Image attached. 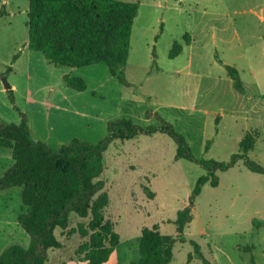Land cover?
<instances>
[{"label":"rangeland","instance_id":"rangeland-1","mask_svg":"<svg viewBox=\"0 0 264 264\" xmlns=\"http://www.w3.org/2000/svg\"><path fill=\"white\" fill-rule=\"evenodd\" d=\"M126 1L138 4L122 67L131 87L103 63L49 65L27 46V1L0 0V123L18 124L21 112L31 137L55 153L72 139L102 141L115 119L142 127L164 121L182 135L196 161L218 162L240 153L241 139L255 131L246 157L264 169V0ZM174 43L182 50L170 57ZM227 66L237 71L243 93L234 89ZM66 75L81 79L86 89L67 87ZM2 78L11 86L13 104ZM175 152L173 141L157 133L114 141L104 153L98 179L109 201L104 221L119 236L104 264L137 262L143 228L157 225L161 234L176 236V213L205 171L195 162L174 160ZM12 163L11 151L0 147V177ZM217 176L218 185L205 184L196 198L185 241L174 244L170 264H203L190 241L208 264H264V175L239 161ZM22 212L20 188L0 192V253L28 245L16 221ZM253 220L261 225L254 228ZM87 222L71 215L65 230H55L62 247L48 251L47 264H82L76 250L87 238L76 230Z\"/></svg>","mask_w":264,"mask_h":264},{"label":"trees","instance_id":"trees-1","mask_svg":"<svg viewBox=\"0 0 264 264\" xmlns=\"http://www.w3.org/2000/svg\"><path fill=\"white\" fill-rule=\"evenodd\" d=\"M26 1L27 46L31 51L40 53L54 67L82 68L103 63L111 76L123 86L131 87L122 67L129 55L133 21L138 11L136 2ZM181 50V45L174 43L169 56L175 57ZM17 57L14 56L13 61ZM226 71L234 89L241 93L237 71L228 66ZM63 81L74 91L86 89L81 79L66 75ZM5 92L13 104V91ZM18 114V124L0 123V147L11 151L13 161L0 177V192L20 188L24 212L17 216L16 221L27 234L29 243L26 247L12 245L6 248L0 253V264H47L48 251L62 247L54 232L56 229L65 230L71 215L88 219L86 225L79 224L76 230L80 237L87 238L76 250L80 262L104 264L108 261L119 244V236L111 223L104 221V210L109 201L101 192L103 186L98 179L103 172L104 153L115 140L128 141L155 133L166 135L176 146L174 160L195 162L205 171L197 179L187 206L176 213V236L162 235L157 225L143 228L138 243L139 258L132 264H169L172 261L174 244L185 241L184 229L192 221L195 199L205 184L211 187L218 185V173L228 171L241 161L247 170L264 175V169L246 157L257 139L255 131L244 135L239 142L240 153L232 155L228 162L196 161L182 135L164 121L157 126L142 127L127 118L108 122V136L96 144L72 139L53 153L45 143L31 137L27 118L19 111ZM149 196L153 197V193L150 192ZM252 224L254 228L261 225L255 220ZM190 244L203 264H208L200 254L199 245L194 241Z\"/></svg>","mask_w":264,"mask_h":264},{"label":"crops","instance_id":"crops-1","mask_svg":"<svg viewBox=\"0 0 264 264\" xmlns=\"http://www.w3.org/2000/svg\"><path fill=\"white\" fill-rule=\"evenodd\" d=\"M241 93H243V90H242ZM219 117H220V116L217 114V115H216V118H219ZM155 134H157V133H155ZM159 134H160V133H159ZM153 135H154V134H153ZM161 135H163V134H161ZM150 136H151V135H150ZM138 137H139V136H137V137H135V138H133V139H131V140H128V142H130V141H134V140L138 139ZM115 141H119V140H115ZM113 142H114V141H113ZM120 142H126V141H120ZM110 145H111V144H110ZM110 145H109V146H110ZM108 148H109V147H108ZM108 148H107V149H108ZM106 151H107V150H106ZM103 169H104V167H103ZM218 174H220V173H218ZM218 180H219V179H218ZM195 200H196V199H195ZM193 208H194V207H193ZM192 210H193V209H192ZM192 220H193V217H192ZM191 222H192V221H191ZM191 222H190V223H191ZM190 223H189V224H190ZM189 224H188V225H189ZM188 225H187V230H188ZM140 232H141V231H140ZM140 232H139V233H140ZM162 235H163V234H162ZM171 262H172V261H171ZM171 262H170V263H171ZM170 263H169V264H170Z\"/></svg>","mask_w":264,"mask_h":264},{"label":"water","instance_id":"water-1","mask_svg":"<svg viewBox=\"0 0 264 264\" xmlns=\"http://www.w3.org/2000/svg\"><path fill=\"white\" fill-rule=\"evenodd\" d=\"M3 89L5 91L11 90V86L7 83L5 78H2Z\"/></svg>","mask_w":264,"mask_h":264}]
</instances>
